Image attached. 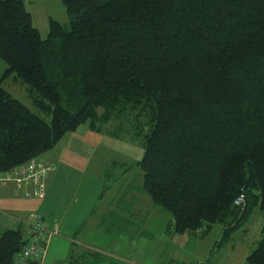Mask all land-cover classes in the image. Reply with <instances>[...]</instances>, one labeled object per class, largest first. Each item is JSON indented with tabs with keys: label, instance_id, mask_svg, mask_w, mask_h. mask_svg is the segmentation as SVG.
<instances>
[{
	"label": "trees",
	"instance_id": "1",
	"mask_svg": "<svg viewBox=\"0 0 264 264\" xmlns=\"http://www.w3.org/2000/svg\"><path fill=\"white\" fill-rule=\"evenodd\" d=\"M64 4L70 27L51 18L43 38L24 0H0V172L41 158L87 121L102 130L115 120V136L144 140L133 165L152 203L171 213V234L220 223L223 242L264 219V0ZM11 75L39 113L3 85ZM27 219L0 236V264H16L37 239ZM259 232L244 264H264V221ZM100 254L74 251L69 264H101Z\"/></svg>",
	"mask_w": 264,
	"mask_h": 264
},
{
	"label": "rangeland",
	"instance_id": "2",
	"mask_svg": "<svg viewBox=\"0 0 264 264\" xmlns=\"http://www.w3.org/2000/svg\"><path fill=\"white\" fill-rule=\"evenodd\" d=\"M42 3L45 7L57 12V14H60L61 8L63 7L59 0H43ZM67 15L68 14L63 16V20L65 19V25L69 28L70 19ZM48 31L49 30L45 28H41L40 32L43 38L48 36ZM7 67L8 64L6 61L0 57V80ZM3 85L14 96L23 101L32 110L39 113L29 96L26 85L17 80L14 75L6 78ZM44 117L47 119L50 118L49 115H44ZM108 123L109 124L106 123L103 125V129L100 130L93 128L92 123L87 121L80 125L75 131L67 132L53 148V153L58 157L67 154L70 159L77 157L89 162L84 169L77 167L82 173L75 171L65 173L67 177L66 179L63 178L65 180L64 186L62 185L63 179L56 186V195L58 198L63 197L64 193H66L63 199L66 198L67 201L65 203L61 202V207L65 206V204L71 200L69 208L54 209L53 207V209H49V207L52 206L49 196H47L46 200L44 197L26 198L24 201L25 209H21L22 213L27 214L31 211H33L32 213L39 212L37 211L39 210L38 207L46 201L44 211L41 209V213L45 214L47 218L46 220H50L51 210H60L59 215H62V213L66 211L64 215V227L68 233L73 234L72 225L79 221L81 222V218L88 212L87 208L90 207L91 214L101 211L102 206H100V204L99 206L96 205L99 203L100 197L102 198V192L104 193V202L108 199L109 191H113L112 189L117 193L131 191L135 199H141V201L145 200V195L151 200L150 196L143 188V171L139 166L133 165L145 155L146 149L143 138L139 140L136 139L135 141L125 133L115 136L114 131L115 128H117L118 121L113 120ZM76 179L78 183H76ZM149 201H147L148 204L143 202L140 203L138 207L131 208L130 206L133 203L128 199L125 200V198H119V196H117L116 209H150L154 204H151L152 200L151 202ZM118 202H121L123 207H121ZM152 209L155 210L153 211V215L149 217L150 220L147 227L148 234L152 235L146 236L150 239V243L154 245L157 243V247L154 251H151V245L149 244L148 252H151L148 254L147 260L141 261L143 264H201L204 262H207V264H242V262L246 260L247 255L257 246V242L261 238L259 231L264 219L260 214L256 222L250 223L249 230L240 229L236 231L229 240L224 239L223 242H221V239L223 237L224 227L220 223L214 224L213 228L212 226L204 225L195 232L174 233L175 235L179 234V236H177L178 243L176 242V238H174V242H172L171 237L167 238L166 234L161 233L169 224L167 218L171 217L172 220L171 213L160 206H155ZM7 211L13 212L10 209ZM127 216L129 217V215ZM137 222L140 224L139 221ZM136 227L139 228V226ZM140 227L142 228L143 224L140 225ZM110 229H113V226H110L106 222L105 227L101 230L104 238H100L99 235L96 236L94 233L92 235L89 234L88 237L90 239H96L101 246L110 250H121L116 242L108 240V235L116 236L114 231L110 232ZM138 231L139 230H136L133 226L126 234L131 232L136 234ZM124 232L125 229L119 228L116 233L120 235V233ZM55 238L60 239L58 236ZM125 238L128 239V237L125 236L123 240ZM56 242L55 240L48 256V261L51 264H55L57 261L56 259L68 257L72 251L70 244ZM176 243L177 245L180 244L178 252L175 250L177 249ZM105 255L107 254H100L101 264H107L108 257L105 258ZM112 264H114V262Z\"/></svg>",
	"mask_w": 264,
	"mask_h": 264
},
{
	"label": "crops",
	"instance_id": "3",
	"mask_svg": "<svg viewBox=\"0 0 264 264\" xmlns=\"http://www.w3.org/2000/svg\"><path fill=\"white\" fill-rule=\"evenodd\" d=\"M25 5L27 9L31 12L33 22L34 24L39 28L41 31V28H45L47 30L50 29V20L51 18L57 19L62 23H66L63 20V16L68 14L67 9L64 4V0H59L61 2V8L60 14H57V12L50 10L49 8L45 7L43 5V0H24ZM69 17V14L67 15ZM49 32V31H48ZM54 148V147H53ZM51 149L45 153L42 154L41 158L53 165V170L49 173L48 177L45 180V189H46V195L45 200L47 196H49L51 201V207L49 209H68L70 206V201L65 204V206L60 205V203H65L67 199H63L66 195L64 193L63 197H59L56 195V186L62 181V179H66L67 174L69 172H81L77 167H81L84 169L87 167V163H89L87 160H83L77 157H73L72 159L68 158L67 154H64L61 157H58L53 153L54 149ZM62 181V185L64 186V180ZM76 183H78L76 179ZM26 190H33V186L29 185L25 188ZM24 189V190H25ZM113 191L108 193V199L106 202H104V193H101L102 198L100 197L99 203L96 206H102L101 211L99 213L93 212L94 214H91L90 207L87 208V213L83 218H81V222L74 223L72 225V231H74L73 234L68 233L65 230L64 227V215L66 214V211L60 214V210H49L51 212L50 214V220H46L48 223L49 230L51 231L49 241H48V247H47V253L43 257L41 264H51L48 261V256L52 250V246L54 241L56 240L59 243H68L70 244L72 251L69 254L68 257H65L63 259H56L55 264H69L70 259L72 256V253L75 251L76 257L82 258L84 255L91 254L92 252H100L105 255L108 258H112L108 260L109 264H143L141 261L147 260L148 254L151 251H154L157 247V243L155 245L153 243H150V239L146 235H152L148 234V224H149V217L153 215V211L155 209H152L155 207L151 206L150 209H116L117 206V196L128 199L131 203H133L130 207H138L140 203H147L150 199L145 195V200L141 201V199H135V196L133 195V192H116L114 189ZM51 192V194H50ZM26 198H38V197H26L24 196L23 190H18L16 187L15 182L13 181H0V236L3 234V232L8 229L15 227L18 225L21 221V219H27L33 211L30 213H22L21 209H25V199ZM72 199V198H71ZM151 202V200L149 201ZM120 203L121 207L122 203ZM148 204V203H147ZM152 204V202H151ZM135 205V206H133ZM46 207V201H44L40 206L38 207L40 213L41 209H45ZM8 209L12 210L13 212L7 211ZM97 209V208H95ZM157 210V209H156ZM48 211V212H49ZM38 212V213H39ZM22 213V214H21ZM152 213V214H149ZM42 214V213H41ZM44 215L45 219L46 216ZM98 215V216H97ZM129 215V217L127 216ZM169 220L168 226L161 231V233H164L167 235V238L171 237L172 242H174V238H176V242L178 243L179 234L170 233L169 226L170 222H172L171 217L167 218ZM14 221V222H12ZM139 221L140 224L137 222ZM109 224L110 226H113V229H110L111 231H114L116 236H109L108 240L116 242L117 245L120 246L121 250L113 251L110 250L104 246H101L96 239H90L88 237L89 234H95L96 236L99 235L100 238H104L103 233L101 230L105 227V224ZM16 223V225H15ZM143 224V227L141 228L140 225ZM15 225V226H14ZM135 227V229L139 230L136 234L127 233L131 227ZM136 226H139L137 228ZM119 228L125 229L124 233L117 234ZM213 228V226H212ZM128 230V231H127ZM66 231V232H65ZM58 236L60 239H56L55 237ZM125 238L123 240L124 237ZM123 237V238H121ZM56 242V243H57ZM177 249H175L177 252L179 251L180 244L177 245ZM149 244L151 245V251L149 250ZM116 245V246H117ZM172 251V250H171ZM128 253V254H126ZM136 256V257H135ZM248 256V255H247ZM112 260H119V261H112ZM80 261H78L79 263ZM245 261L242 262L244 264ZM54 264V263H52ZM84 264V263H82Z\"/></svg>",
	"mask_w": 264,
	"mask_h": 264
},
{
	"label": "built area",
	"instance_id": "4",
	"mask_svg": "<svg viewBox=\"0 0 264 264\" xmlns=\"http://www.w3.org/2000/svg\"><path fill=\"white\" fill-rule=\"evenodd\" d=\"M53 168V165L45 162L42 158L35 157L8 172H0V181H13L18 190H23L25 196L43 198L46 194L45 180ZM29 185L33 186V190L25 189ZM242 201H244V197L240 196L237 202L242 203ZM24 221L32 226L37 239L31 240L22 248L17 256L16 264H34L46 250L40 240L48 231L47 223L38 213H32L29 219Z\"/></svg>",
	"mask_w": 264,
	"mask_h": 264
}]
</instances>
